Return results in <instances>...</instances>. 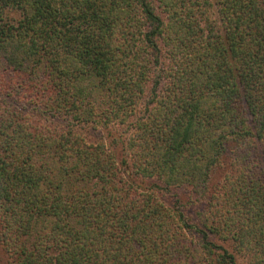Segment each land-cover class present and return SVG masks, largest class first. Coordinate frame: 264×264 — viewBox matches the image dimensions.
<instances>
[{"label":"trees","instance_id":"trees-1","mask_svg":"<svg viewBox=\"0 0 264 264\" xmlns=\"http://www.w3.org/2000/svg\"><path fill=\"white\" fill-rule=\"evenodd\" d=\"M16 105L136 117L133 166L166 188L206 193L228 155L204 229L129 183L104 144ZM213 233L264 264V0H0L7 264H236Z\"/></svg>","mask_w":264,"mask_h":264},{"label":"rangeland","instance_id":"rangeland-1","mask_svg":"<svg viewBox=\"0 0 264 264\" xmlns=\"http://www.w3.org/2000/svg\"><path fill=\"white\" fill-rule=\"evenodd\" d=\"M161 13V9H158ZM10 19L18 20L19 14L11 11L8 12ZM15 106V104L13 105ZM17 106V105H16ZM19 110L26 112L32 116L33 120L44 125L50 126L57 130L72 129L91 145L104 144L108 152L115 158L116 162L122 168L124 176L129 183L133 184L142 192L152 193L164 205L183 213L192 224L204 229L201 217H207L209 214L210 204L215 203L212 198L218 196L222 192L225 184V177L230 170V157L226 155L222 164L215 169L208 190L204 194L193 193L186 187L166 188L164 184L155 179H144L136 173L133 166V159L130 156L127 143L134 131L136 117L127 123H112L108 127H103L99 123L77 124L62 118H51L44 115L38 110L28 107L23 110L17 106ZM213 200V201H212ZM188 235L194 241H198L199 237L196 233ZM211 238L217 244L222 245L236 257V264H245V257L242 253H238L235 245L231 241H225L218 234H212ZM8 255L0 242V264H7Z\"/></svg>","mask_w":264,"mask_h":264}]
</instances>
